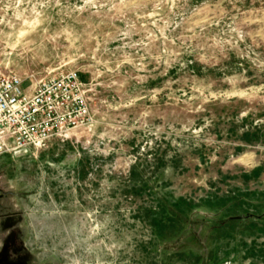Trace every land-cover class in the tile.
<instances>
[{
    "label": "rangeland",
    "instance_id": "obj_1",
    "mask_svg": "<svg viewBox=\"0 0 264 264\" xmlns=\"http://www.w3.org/2000/svg\"><path fill=\"white\" fill-rule=\"evenodd\" d=\"M68 69L91 122L0 156V264H264V0H0V71Z\"/></svg>",
    "mask_w": 264,
    "mask_h": 264
},
{
    "label": "built area",
    "instance_id": "obj_2",
    "mask_svg": "<svg viewBox=\"0 0 264 264\" xmlns=\"http://www.w3.org/2000/svg\"><path fill=\"white\" fill-rule=\"evenodd\" d=\"M87 84L68 69L24 89L17 74L0 71V156L35 148L91 122Z\"/></svg>",
    "mask_w": 264,
    "mask_h": 264
},
{
    "label": "trees",
    "instance_id": "obj_3",
    "mask_svg": "<svg viewBox=\"0 0 264 264\" xmlns=\"http://www.w3.org/2000/svg\"><path fill=\"white\" fill-rule=\"evenodd\" d=\"M255 132L252 134H245L244 137L249 140L252 136L258 135V132ZM143 188L144 187H137L135 191L141 192ZM192 205V202L187 198L178 199L169 211H167L166 207H161L160 204L157 214L152 220L153 226L158 233H162L168 228L173 229L172 231L182 229V225L186 220L185 214L192 209Z\"/></svg>",
    "mask_w": 264,
    "mask_h": 264
}]
</instances>
